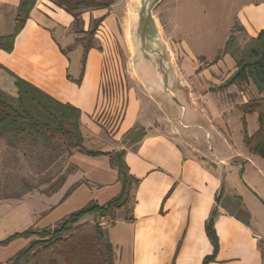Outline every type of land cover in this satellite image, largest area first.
<instances>
[{
    "label": "crops",
    "instance_id": "obj_1",
    "mask_svg": "<svg viewBox=\"0 0 264 264\" xmlns=\"http://www.w3.org/2000/svg\"><path fill=\"white\" fill-rule=\"evenodd\" d=\"M19 2L0 0V36L13 33ZM236 15L245 39L257 36L264 29V0H244ZM82 19L87 29L90 17L82 14ZM113 20L111 15L106 17L100 27L104 29ZM76 34L70 13L53 1L37 0L13 51L0 48V89L17 96L13 72L55 99L81 109L86 148L106 153L125 150L138 182L129 206L119 210L114 220L102 218L101 223L113 244L115 263L202 264L213 253L205 224L216 209L220 250L211 264H264V159L245 145L242 121L245 117L251 136L259 128L258 113L244 114L239 108L264 97V92L252 81L211 91L235 71L236 60L230 54L216 62L214 58L184 61L178 66L180 72L170 77L157 66L155 75H148L146 60L135 59L127 69L133 76L117 78L126 103L121 118L110 125L113 117L108 116L113 112L108 97L113 94V78L108 72L121 66L107 60L105 45H97L96 34L97 42L89 49L85 64L84 46L74 47L81 60L73 69L72 57L63 47L76 45ZM168 102L177 105L173 113L165 111ZM234 117L240 127L234 126ZM140 128L146 132L142 140L127 142V136ZM68 162L73 170L46 197L50 200L43 201L42 212L27 203L0 201V241L35 223L53 225L62 218L47 221L77 194H85L87 204H104L120 193L121 182L109 156L74 151ZM20 239L26 240L22 245L27 244V239Z\"/></svg>",
    "mask_w": 264,
    "mask_h": 264
},
{
    "label": "rangeland",
    "instance_id": "obj_2",
    "mask_svg": "<svg viewBox=\"0 0 264 264\" xmlns=\"http://www.w3.org/2000/svg\"><path fill=\"white\" fill-rule=\"evenodd\" d=\"M50 1L56 4L54 0ZM93 1L106 2L105 0ZM243 1L114 0L108 8L80 9L82 14L90 17L91 23L93 20L101 18L104 21L110 15L114 17L109 26L105 25L104 29L101 28L102 21L98 27L96 34L99 35V43L95 38L93 40L94 44L97 42V45L103 42L107 60L114 66H121V69L114 68L110 74L108 72L109 77L113 78V85L110 89L113 90V94L112 97H108V99L112 98L110 100L112 101V110L110 111L113 113L108 117L111 119L113 117V122L110 125L121 118L126 103L124 89L117 84V78L119 75L133 76V72L127 73L128 65L131 66L135 59H142L143 50L147 55L145 62L149 67L148 75H155V66H157L165 77L176 75L177 71L180 72L178 66L180 67L184 61L191 63L190 61H208L215 58L224 47L234 26L238 42H242V39L246 40L243 28L236 17ZM101 14L104 15L101 16ZM94 15L97 18L94 19ZM91 25L87 29H84V25L82 28L80 24L77 27L86 32L91 28ZM111 29L114 30L112 34L110 33ZM100 30L104 32L100 34ZM89 39L91 37L89 38L86 33H77L75 36L76 45H64V50L72 57L73 69L80 66L81 60L77 55L80 53L79 49L76 50L74 47L80 43L84 46L89 42ZM132 47L138 49L137 51L134 48L137 51L135 57ZM103 90L104 92L107 90L106 82L103 84ZM176 109L177 105L174 106L170 102L165 105L167 112L173 113ZM233 120L235 127L241 126L237 118L234 117ZM55 143L56 146L50 148L45 147L41 142L36 145L34 141L20 140L8 134L0 136V201L15 200L19 203H27L30 209L42 212L46 206L43 201L50 200L46 197H50L56 192L66 176L73 170L72 165L68 162L70 152L66 150L64 141L59 139ZM60 157L61 160H59ZM88 200L85 194H77L70 202L62 205L58 213L47 222H55L62 218L61 220L49 226L35 223L28 228L35 230L44 227L53 228L70 213L87 204ZM40 215L42 216L43 213ZM102 221L100 216L89 213L81 219L79 224H86L85 227L88 230L94 231L95 223L101 224ZM32 238H37V236ZM32 238L27 239L26 245H22L26 240L18 238L7 246H0L2 264H9L8 258H11L17 250L27 246Z\"/></svg>",
    "mask_w": 264,
    "mask_h": 264
},
{
    "label": "trees",
    "instance_id": "obj_3",
    "mask_svg": "<svg viewBox=\"0 0 264 264\" xmlns=\"http://www.w3.org/2000/svg\"><path fill=\"white\" fill-rule=\"evenodd\" d=\"M74 17L76 33H86L89 42L84 45L83 63L86 55L94 47V38L103 18L93 20L91 28L84 32L77 26L84 25L83 8H108L114 0L98 2L93 0H54ZM37 0H20L15 27L12 34L0 36V48L12 52L15 39L25 27ZM230 54L236 60L235 71L219 86L211 91H223L231 85L254 83L260 93L264 92V29L257 36L250 37L243 44L238 42L235 26L227 38L224 47L214 58V62L223 55ZM15 80L17 96H12L0 89V136L10 135L20 140H31L36 145L41 142L45 147L54 148L56 140L62 139L68 152L74 151L89 155H107L112 168L117 170L121 182L120 193L104 204L90 201L84 207L70 213L59 225L39 230L27 228L16 232L4 241L7 246L18 238L30 239L28 245L15 253L9 264H116L113 244L106 236L100 223H95L94 231L87 229L86 224H79L89 213L101 218L115 219L119 210L127 208L132 199V189L138 180L133 176L126 161L125 150L103 152L85 147L80 127L82 111L69 102H61L31 82L10 72ZM82 77L79 79L81 81ZM239 108L244 114L258 113L259 128L253 134L247 132V123L243 117L244 141L249 151L264 159V97L254 98L243 103ZM146 135L145 129H135L126 138L129 143H137ZM70 189L67 195L71 192ZM219 201V198H218ZM217 211L214 209L206 220L205 230L213 246V253L203 259L202 264L216 261L220 241L215 228ZM79 224V225H78Z\"/></svg>",
    "mask_w": 264,
    "mask_h": 264
},
{
    "label": "water",
    "instance_id": "obj_4",
    "mask_svg": "<svg viewBox=\"0 0 264 264\" xmlns=\"http://www.w3.org/2000/svg\"><path fill=\"white\" fill-rule=\"evenodd\" d=\"M136 50L138 51V49L136 48ZM138 53H140V52H138ZM146 60L147 59V55H146V51H142V60ZM152 60H153V58H151ZM139 59H136L135 61H138Z\"/></svg>",
    "mask_w": 264,
    "mask_h": 264
}]
</instances>
